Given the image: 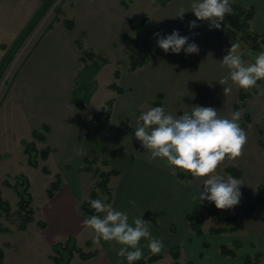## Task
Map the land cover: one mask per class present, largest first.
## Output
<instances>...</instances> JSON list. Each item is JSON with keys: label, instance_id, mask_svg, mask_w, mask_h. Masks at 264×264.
Wrapping results in <instances>:
<instances>
[{"label": "crops", "instance_id": "obj_1", "mask_svg": "<svg viewBox=\"0 0 264 264\" xmlns=\"http://www.w3.org/2000/svg\"><path fill=\"white\" fill-rule=\"evenodd\" d=\"M239 1L241 0H237L241 3ZM263 1L261 0L260 6H255L256 16L259 14V7L264 11ZM156 2L155 0H75L70 15L63 16L53 23L52 27L45 30L38 38L20 65L8 98L14 113H19L17 119L20 118L22 126L31 132L29 135L31 139L28 140H34L32 135L34 129L48 125L46 141H36L38 147V143L41 142L52 148L45 161L52 156L58 157L59 149L63 153L62 157L58 158L63 172L60 171L63 188L48 200L45 211L47 219H44L47 226L43 229H54L55 232L59 230L64 233L61 240L87 230L86 242L91 241L90 247L100 245L97 249L98 254L90 258L98 259L99 264H127V260L116 255L120 245L102 240L95 243L93 232L82 224L89 215L82 212L80 204L86 198V189H90L92 184L86 185L80 177V172L85 158L93 155L107 161L110 167L119 169L118 176L122 179L116 195L112 188V199L108 203L116 210L125 212L129 224H133L134 219L140 216L147 222L152 236L163 242V251L158 254L161 258L169 252L175 261L171 250L177 247L180 250L178 260L181 263L184 254L191 255L190 249H193L191 242L196 239L190 230L186 214L199 207L200 201L194 200L193 197H198L202 191L200 182L181 183L180 179L176 178L159 160L149 163L147 159L149 153L135 138V128H130L126 116L124 115L120 122L115 118L116 112L123 106L134 103L136 107L145 100L155 101L159 94L163 95L165 101L168 95L172 97L181 95V91L185 88L201 94L202 97H198L196 101H206L208 93H213L217 98L222 99L223 85L219 80L223 77L220 73H214L213 69L221 64L220 61L225 56L224 43L221 42L222 36L218 29L210 30L208 21L197 20L199 27L194 29L188 27L189 21L196 20L194 13L190 11L192 0H168L164 4ZM180 7L188 10L184 13L183 21L173 18ZM143 15H148L149 19L139 32L138 44L148 52L150 60L135 71L123 69L119 65L114 69H119L121 76L118 79L113 76L112 80L123 88V92L118 93L110 87L115 93L113 97L105 99L101 109L108 100L113 99L112 115L109 123L98 136V142L92 143L88 139V135L92 132L89 120L94 114L88 118L84 113L91 105L99 86L94 89L88 103L82 109L74 104L73 90L83 68L76 39L82 37L87 46L108 57L109 64L113 61L126 63L129 45L127 36L132 34L131 22H138ZM64 19H72L74 28L69 29ZM174 30H178L181 36H188L190 43H196L200 49L199 54L186 55L183 50L179 54L165 53L156 46L157 38L154 37V33L159 32L166 36ZM1 52L0 62L6 49L1 48ZM227 72L228 69L224 70V75ZM164 104L165 102H162V107ZM135 115L139 117L138 111ZM249 151L250 148L246 144L243 156L248 155ZM249 160L255 171L260 170L261 164H258L257 160ZM242 164L244 165L242 160L234 163L240 170L243 168ZM253 199L254 197H249L244 202L248 215L242 217L245 233H248L245 237L252 240L258 251H264V207L262 206L264 203L256 204L253 210L248 209L245 204ZM130 201L135 203L132 204ZM236 221L239 222L238 217ZM171 227L174 230H171ZM235 231H239L238 226ZM56 241L58 240L53 242ZM147 243V240L140 242L143 247V258L153 255L146 247ZM184 247L187 249V254L184 252L186 251ZM207 248L209 247L205 249ZM205 249L198 246L199 258L207 261ZM236 258L221 253L209 264H236Z\"/></svg>", "mask_w": 264, "mask_h": 264}, {"label": "rangeland", "instance_id": "obj_2", "mask_svg": "<svg viewBox=\"0 0 264 264\" xmlns=\"http://www.w3.org/2000/svg\"><path fill=\"white\" fill-rule=\"evenodd\" d=\"M155 1H157L156 3L159 2L158 0ZM74 2L75 0H48L46 3L47 8L44 9L39 20L32 26L30 25L28 31L24 33V36L21 37V39H18L28 25L30 19L38 9L41 10L45 3L42 0H0V44H2L0 45V57L2 56L1 48H3V44L11 50L8 62L5 64L4 69L0 71V190L2 196L10 202L12 210L14 211V216L11 220H8L4 216H0V224L10 228L9 231H0V248L3 249L4 253L3 260L0 264H56L51 258V255L54 252L52 245L55 242L53 241L61 240L64 233L59 232V230L55 232L54 229H43L39 226L38 221L47 219L45 211L48 206V200L50 199L48 197L47 189L52 180H54V174L61 171L58 158L62 157L63 153L62 150L59 149L57 151L58 157L52 156L47 161L40 159L37 167L29 164L28 156L24 152V145L22 144L21 139L25 137L31 139L29 138L31 132L22 126L20 118L17 119L19 113H14V108L8 98H10L9 94L11 93V86L15 75L38 38L50 27V25L62 19L63 16H69V12L72 11L70 9L74 5ZM239 2L243 5L248 4L254 6H260L262 4L261 0H241ZM137 8L138 6L136 9ZM251 27L256 32L264 33V11L261 7H259V14L255 16L251 22ZM17 39L18 41L15 43ZM221 39V42L224 43L225 49L227 39L224 37ZM236 43H239L240 45L238 52L242 58L246 62H254L255 56L259 52L253 50L248 43L239 39V36ZM262 48V51H264V44L262 45ZM128 62L129 60H127L126 63L113 61L112 64L108 63L103 65L92 75H90L91 70L89 68L82 69L73 90V98L79 100L85 96L86 93H93L94 89L99 86L98 91L94 94L91 105L85 110V116L90 118L95 112L101 109L102 105L105 104V99L113 97L115 92L110 88V84L112 83L111 81H114L112 80L115 71L114 69L119 66H122V68L125 69L128 66ZM216 64L217 63H215V65ZM224 68L225 67H222L219 63V65L214 67L213 72L216 74L220 73V76L224 77L228 74L227 72V74L225 73L226 75H224L223 72L227 69ZM227 86L231 87V92L225 96L222 91V99L217 98L213 93H208L206 101H196L198 100V97H202L201 94L198 91L189 90L188 88L181 91V95L177 97L168 95L165 97V101L162 99V102H165L163 105L165 111L176 118H179L185 112L190 113L192 107L195 106L197 102H201L206 107H213L216 109L221 118H230L232 113L240 112L241 119L239 124L244 122L248 125V130L246 131V144L250 148V153L246 156L242 155L234 160L226 159L217 170L218 174L227 178L232 175L225 171V167L229 165L235 166L234 163H238L241 160L244 161V165L242 164L243 168H241L243 176L242 178H237L243 181V184L240 187L242 193L241 201L238 206H235L232 209L220 210L222 216H236L238 217L239 222L237 223V219L229 221L215 220L206 209H203V212L207 216L203 224L204 233L199 237L190 228L192 233H194L193 235L196 236V239L194 242L192 241L193 243L191 242V245L193 246V249H190L191 255L186 256L184 254L181 258V264H189V259L193 260V264H209L211 261L215 260L217 255H221V244H227L237 250L236 264H242V257L244 255H253L258 251L252 243V240L245 237L248 233H245L246 231L243 227L244 224L242 217L248 216L247 210L244 208L245 200L249 197L259 195V185L263 183L262 185L264 186V145L262 144V142H264V80H262L260 84H257L255 90L253 88L250 89L251 96L247 100L246 106L239 110L234 108V103L238 100L239 88L232 84L231 81H229ZM224 87L225 86L223 85V88ZM153 102V99H149L139 103L136 107H134V103L123 106L122 108H119L118 112H116L115 120L120 122L121 118L125 115L130 128H135L138 120V117L135 115L136 111L141 110L144 112L153 108ZM245 114H249L251 119L248 120L244 118ZM38 145L39 148L46 146L45 143L41 142H39ZM249 159L257 160V163L261 164L260 170L255 171ZM98 165L102 169L110 168V164L105 165L101 161ZM43 166H47L52 172H44L42 169ZM178 172L182 171L177 170L174 176L180 179L181 183L188 184L200 182V187L202 189L204 178H179ZM80 173V177L86 185L90 183L92 184L90 189H86L87 197L95 182V178H93L91 172L82 171ZM19 174H24L29 180V191L32 196V204L36 210V220L30 223L26 230H20L17 227L18 222L15 211L17 209L18 195L15 192L14 187L5 183V181H7L14 184ZM185 175L187 176L189 174ZM118 177H112L113 179L111 178L109 182L111 189L114 188L115 190V195L118 190V185L120 184V179H122ZM103 198L105 199V203H108V196L103 195ZM262 206L264 207V204ZM258 211L260 213L261 210L259 209ZM178 225V228L180 229L179 222ZM233 226H238L239 231H226L221 234L210 232L212 227L229 228ZM171 228V230H174L173 227ZM73 236H75L78 245L84 250H95V248H100V245H94L92 247L87 246V230H83ZM236 242L238 243L237 245ZM198 246H201L202 249L209 247L205 249L207 261L199 258ZM184 250H186L184 252L187 254V249H185V247ZM173 261L171 254L168 252L165 253L159 261L150 264H173ZM262 263L264 264V260ZM71 264H99V262L98 259L83 260L75 254V258Z\"/></svg>", "mask_w": 264, "mask_h": 264}, {"label": "clouds", "instance_id": "obj_3", "mask_svg": "<svg viewBox=\"0 0 264 264\" xmlns=\"http://www.w3.org/2000/svg\"><path fill=\"white\" fill-rule=\"evenodd\" d=\"M191 12L196 20L189 21L188 27H199L198 21H208L209 28L220 29L225 16L233 9L230 0H192ZM184 7L177 9L173 18L184 19ZM156 46L165 53L186 55L199 54V46L189 42L188 36H181L178 30L170 35L153 34ZM239 43L231 44L221 62L228 74L219 80L226 96L231 92L229 81L240 89L248 91L264 80V51L259 52L254 62H246L239 54ZM251 55V54H249ZM240 112L230 118H221L213 107L193 106L179 118L165 111L163 107H153L141 113L134 129L135 138L149 153V163L159 160L174 175L177 170L194 178H204V187L198 197L203 202L214 203L219 210H229L238 206L243 181L232 176L225 178L218 174V168L226 160H234L243 155L247 134L240 126ZM95 214L86 217L82 224L94 234V242H115L121 247L117 257L126 258L127 264L143 258L141 240H147L146 247L152 254L163 251V242L152 236L146 221L137 217L129 224L128 215L116 210L105 199H91L88 202ZM134 204V201H130ZM102 214V215H101Z\"/></svg>", "mask_w": 264, "mask_h": 264}, {"label": "trees", "instance_id": "obj_4", "mask_svg": "<svg viewBox=\"0 0 264 264\" xmlns=\"http://www.w3.org/2000/svg\"><path fill=\"white\" fill-rule=\"evenodd\" d=\"M45 5L41 8V10H37V12L33 15L30 19L28 25L25 27L23 32L20 34L18 39L24 36V33L28 31L30 25L32 26L39 20V17L43 13L44 9L47 8L46 3L48 0H42ZM160 4L166 3L168 0H158ZM231 7L233 9L231 14L225 16L224 20L222 21L221 28L218 29L219 34L227 39V45L224 50L225 55L227 54V50L231 47V44H235L237 42V38L242 41H245L250 45V47L258 52L262 51V45L264 44V33L256 32L251 27V22L256 16V7L254 5H242L235 0H230ZM41 7V6H40ZM39 7V8H40ZM149 16L143 15L138 22H131V30L132 34L127 36L128 40V47H127V56H128V66L127 69L129 71H135L139 67L144 66L146 63L149 62L150 56L147 51L139 46V32L144 26V24L148 21ZM65 25L69 29L74 28V21L72 19H64L63 20ZM32 23V24H31ZM53 25V24H52ZM50 25L49 28L52 27ZM18 39L15 43H17ZM14 43V44H15ZM76 44L80 50V61L83 63V68H89L90 75L94 74L99 70L103 65H106L110 59L92 49L86 45L83 41L82 37L76 39ZM3 48L6 49V52L0 62V71H2L5 67V64L8 62L11 50L7 48L6 45L3 44ZM82 72V71H81ZM80 72V73H81ZM114 78L118 79L121 76V71L116 69L114 71ZM80 76V75H79ZM262 82L258 81L257 84ZM110 87L115 89L118 93L123 92V88L116 82L113 81L110 84ZM255 90V87L253 88ZM92 94V93H91ZM90 93H86L85 96L80 98L79 100L74 99L72 96V100L76 106L80 109L84 107L86 103H88L90 97ZM251 93L250 90L245 91L239 88L238 91V100L234 103V108L239 110L246 106L247 100L250 98ZM162 99L163 95H158V100L153 102V107H162ZM113 99L107 101L106 105L98 112H96L89 120V124L91 127V134L88 135V139L92 143L98 142V136L102 132V130L106 127L109 123L112 110H113ZM203 106L206 107L203 103L197 102L195 106ZM142 113L141 110H138V116ZM244 118L250 120V115L245 114ZM243 130L248 129V125L244 122L240 124ZM49 131L48 125H43L40 129H34L32 131V135L34 140L22 139V144L24 145V152L28 156V162L32 166L37 167L39 165V160H46L52 151V148L49 145H46L42 148H39L36 144V141H46L47 132ZM264 145V142H262ZM102 162L105 165H109V163L105 160H100L96 155L92 157H86L84 160V165L81 167V171H88L91 172L93 178H95V182L89 192V195L81 202L80 209L86 215H93L95 214L94 210L91 209L90 204L88 203L91 199H101L103 195H107V201H111L112 199V189L110 187V179L112 176H118L120 174L119 169L110 167L109 169H102L98 163ZM43 171L46 173H51V169L47 166H43ZM225 171L236 178H240L242 176V171L236 166H226ZM179 178H192L191 175H185L182 172H178ZM5 183L11 187H14L15 192L18 195V203L17 209L15 213L17 214V227L20 230H26L30 223L36 220V210L32 204V196L29 191L30 183L28 178L24 174H19L17 180L14 184H11L7 181ZM204 187V183L202 184V189ZM63 188V178L61 172H56L54 174V180L50 183L47 193L49 198H53L54 195ZM259 192L260 194L255 196L252 201L246 202V207L248 209L253 210L256 204L264 203V186L259 185ZM203 209H206L211 217L215 220L220 221H229V220H236V216L231 217H224L221 215L220 210L217 209L214 203L208 202L207 200L201 202L199 207L191 212L186 214V220L189 223L191 230L197 235L201 236L204 233L203 224L206 220V214L203 212ZM102 215V214H101ZM0 216H4L8 220L14 216V211L12 210V206L10 202L2 196V192L0 190ZM14 221V220H13ZM40 227L45 228L47 226V222L45 220L38 221ZM237 227H212L210 229L211 233L221 234L226 231H233L236 230ZM10 228L7 226H3L0 224V231H9ZM87 246H91V241L86 242ZM238 243L236 242V245ZM235 245V246H236ZM53 254L51 258L56 264H71L72 259L74 258L75 254H78L80 258L83 260H88L90 258L95 257L98 254V250H84L81 246L78 245L75 236H68L64 240H58L52 245ZM220 251L225 256H232L237 257V250L233 247L228 246L227 244H222L220 246ZM172 255L175 258L173 264H181L178 260L180 256L179 248H174L171 250ZM3 249L0 248V263L3 260ZM161 258V255L153 254L148 256L147 258H142L134 262V264H150L154 263ZM264 260V251H257L255 254H246L242 257V264H263L262 261ZM189 264H193V261H190Z\"/></svg>", "mask_w": 264, "mask_h": 264}]
</instances>
